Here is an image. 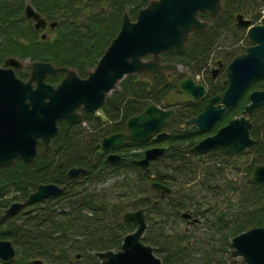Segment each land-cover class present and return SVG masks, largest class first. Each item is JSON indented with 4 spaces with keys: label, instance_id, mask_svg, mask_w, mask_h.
<instances>
[{
    "label": "trees",
    "instance_id": "obj_1",
    "mask_svg": "<svg viewBox=\"0 0 264 264\" xmlns=\"http://www.w3.org/2000/svg\"><path fill=\"white\" fill-rule=\"evenodd\" d=\"M148 1L0 0V64L13 56L72 67L85 77L116 35L124 12L134 19ZM26 4L49 23L56 22L55 27L35 30L32 20L24 15ZM222 4L223 12L205 31L191 35L182 51L162 53V62L181 64L195 74L207 68L217 47L220 54L225 51L222 56L226 63L244 51L245 46L226 51L242 39L248 44L246 27L236 23L234 13H244L248 6L254 9L259 6L258 0H222ZM199 16L206 19L205 13ZM257 19L255 13L251 22ZM16 74L26 79L28 68L17 69ZM60 78L47 77L46 81L55 84ZM181 78L182 74L174 72H158L148 78L126 76L107 96L102 115L82 113L73 123L59 122L58 133L45 155L39 152L32 162L18 160L0 170V239L11 240L16 249L13 261L0 264H34L36 260L41 264H101L93 252L119 249L124 235L135 228L121 215L140 207L146 208L143 242L155 248L161 264H243L230 257V239L251 227H264V185L251 184L248 176L240 183L231 175L230 167L236 166L234 158L246 151L228 155L217 150L197 155L190 152V147L239 115L249 101V92L264 88V77L252 81L211 131L195 128L185 132V120L199 114L211 96L225 89L224 74L216 80L209 74L206 95L195 102L180 103L164 134L116 147L113 152L124 159L117 164L106 162L104 156L93 159L95 145L102 137L123 130L128 117L176 91ZM250 119V134L256 142L248 149L255 156L251 168L244 170L247 173L256 163L264 162V106ZM41 146L40 142L39 150ZM152 146L166 149L141 171L130 160L142 157L143 151ZM73 167L83 171L69 177L67 172ZM112 179L110 185L96 187ZM148 180L171 187V193L154 204L159 196L149 189ZM48 183L59 185L61 192L37 203L27 202L38 185ZM14 201L22 205L6 213ZM186 211L191 215L181 217ZM178 223L197 229L190 235Z\"/></svg>",
    "mask_w": 264,
    "mask_h": 264
},
{
    "label": "water",
    "instance_id": "obj_2",
    "mask_svg": "<svg viewBox=\"0 0 264 264\" xmlns=\"http://www.w3.org/2000/svg\"><path fill=\"white\" fill-rule=\"evenodd\" d=\"M222 9L221 0H150L140 8L134 21L124 13L121 27L104 50L95 67L87 77L80 78L74 69L54 66L49 62L24 61L9 56L0 65V170L9 168L18 160L29 163L38 154L51 148L52 138L58 132V123H73L80 117V111H99L111 91L127 75L135 74L146 78L157 72H181L177 64L161 62L160 54L165 51H181L193 33L204 31L208 21H202L198 14L205 12L214 20ZM25 16L34 21V29H44L46 20L31 5H26ZM242 20V18L240 17ZM239 21L245 25L249 22ZM55 22L50 23L54 27ZM250 46L235 56L226 68L227 86L222 94L211 97L204 110L185 121L193 128L208 131L221 118L228 107L236 103L250 82L264 76V24L253 25L247 31ZM44 38V35L42 36ZM29 67L27 79L19 78L15 70ZM185 77L177 84L178 93L171 92L159 104L149 103L137 115L124 121V131L104 136L96 144L94 159L129 141H143L161 130L175 115L178 102H193L201 98L206 89L196 83L193 76L182 71ZM63 74L57 85L47 83V76ZM215 76V73H213ZM249 104L243 114L230 120L214 134L208 135L190 148L195 154L224 149L227 153L244 150L254 140L250 137L252 123L245 114L264 105V89L252 91ZM164 148L145 150L144 157L132 163L145 170L150 160L158 158ZM107 162L116 164L122 159L108 153ZM82 168H72L68 176L73 177ZM250 182L264 184V165L254 167ZM151 190L163 198L170 188L156 181L148 183ZM56 184H40L30 193L28 202L33 203L61 192ZM19 202L10 205L6 212H13ZM145 209L129 211L121 218L136 226L133 232L123 237L117 251L94 252L102 264H161L154 248L142 241L146 229ZM185 218L190 215L182 214ZM231 256L241 257L244 264H264V227H253L231 239ZM16 251L12 241L0 240V261H12ZM40 264L39 260L34 261Z\"/></svg>",
    "mask_w": 264,
    "mask_h": 264
},
{
    "label": "rangeland",
    "instance_id": "obj_3",
    "mask_svg": "<svg viewBox=\"0 0 264 264\" xmlns=\"http://www.w3.org/2000/svg\"><path fill=\"white\" fill-rule=\"evenodd\" d=\"M258 4H259V2H258ZM257 7L258 6H254V12H256V13H257V9H258ZM231 45H229L227 47V50H226L227 52H230L231 53V52H233L234 48H238V47L240 48V47L246 46L247 43L245 42L244 39H242L241 41H238L236 44H234L232 46ZM219 51H221V50H219L218 47H217L214 50V52H213V54L211 56V60L208 63V64H210L211 68L217 67V65H216L217 60L220 59L222 57V55L225 53V51H224L223 53L220 54ZM206 67H208V68L203 69V70H201L199 72H196L195 74L197 75V73H199L200 76L202 74L203 77L206 79L209 76V74H210L209 73L210 72L209 66L207 65ZM254 156H255V153H254L253 150H251L250 152H246V153L240 155V157H237L236 159L234 158V160L236 161V166L235 167H233V166L230 167L231 168V175L232 176H235V179L237 178L238 182L243 183L247 179V176L249 178L250 172H251L252 169L248 173L246 171H244V170H246L247 168H251V166H252V160H253ZM256 164H259V163H256ZM114 180L115 179H112L109 182H106L105 184H97L96 187H98V188H104L105 186H108L111 183H113ZM172 224H173V222L171 223V225ZM200 225H202L201 222H200ZM178 227H180V228L188 231V233L190 235H193L195 229H197V228H194V227H192L190 225H187L186 223H178ZM202 229L203 228H201V230ZM208 231H210V230H208ZM201 234H203L205 237L206 236H208V237L210 236L209 233H206V234L205 233H201Z\"/></svg>",
    "mask_w": 264,
    "mask_h": 264
},
{
    "label": "flooded vegetation",
    "instance_id": "obj_4",
    "mask_svg": "<svg viewBox=\"0 0 264 264\" xmlns=\"http://www.w3.org/2000/svg\"><path fill=\"white\" fill-rule=\"evenodd\" d=\"M223 12V8H222V11H221V13ZM244 13H241V12H237V13H234V20L236 21V23L238 24V25H241V26H245L246 27V25L244 24V23H240L239 21L241 20L240 19V17L242 18V22H245V21H247V22H251V20H252V15L254 14L255 15V12H254V9H252V6H248L247 7V9L246 10H244L243 11ZM220 13V14H221ZM201 14V13H200ZM199 14V15H200ZM219 17V16H218ZM217 17V18H218ZM208 18V15H206V19ZM216 18V19H217ZM204 19V18H203ZM216 19H214V20H216ZM205 20V19H204ZM214 20H212V21H210V23H212ZM248 46V45H247ZM246 46V47H247ZM225 61V59H224V56H222L221 57V60L220 61H218V64H217V68H216V72H215V77H212L211 76V80H216L217 78H219L220 76H222L223 74H224V76H225V78L223 79V84H225V82H226V62H224ZM190 128H192L191 126H190ZM250 152V151H249Z\"/></svg>",
    "mask_w": 264,
    "mask_h": 264
},
{
    "label": "bare ground",
    "instance_id": "obj_5",
    "mask_svg": "<svg viewBox=\"0 0 264 264\" xmlns=\"http://www.w3.org/2000/svg\"><path fill=\"white\" fill-rule=\"evenodd\" d=\"M261 19H264V17H261ZM248 31V28L246 29V32ZM263 77V76H262Z\"/></svg>",
    "mask_w": 264,
    "mask_h": 264
}]
</instances>
